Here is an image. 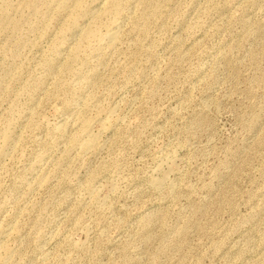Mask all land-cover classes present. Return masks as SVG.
<instances>
[{"label":"rangeland","instance_id":"obj_1","mask_svg":"<svg viewBox=\"0 0 264 264\" xmlns=\"http://www.w3.org/2000/svg\"><path fill=\"white\" fill-rule=\"evenodd\" d=\"M0 264H264V0H0Z\"/></svg>","mask_w":264,"mask_h":264},{"label":"bare ground","instance_id":"obj_2","mask_svg":"<svg viewBox=\"0 0 264 264\" xmlns=\"http://www.w3.org/2000/svg\"><path fill=\"white\" fill-rule=\"evenodd\" d=\"M112 34H109L108 36L110 37ZM168 160V159H167ZM158 179V178H157ZM157 179H155L157 181ZM162 181V180H161ZM155 182V181H154ZM160 182V181H159ZM159 184V183H158ZM161 185V184H160ZM159 186V185H158Z\"/></svg>","mask_w":264,"mask_h":264}]
</instances>
